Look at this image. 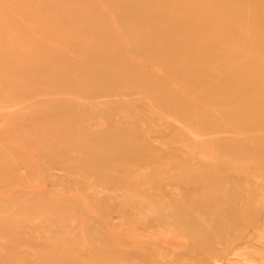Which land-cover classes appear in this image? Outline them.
Segmentation results:
<instances>
[{"label": "rangeland", "instance_id": "374dc122", "mask_svg": "<svg viewBox=\"0 0 264 264\" xmlns=\"http://www.w3.org/2000/svg\"><path fill=\"white\" fill-rule=\"evenodd\" d=\"M0 264H264V0H0Z\"/></svg>", "mask_w": 264, "mask_h": 264}, {"label": "bare ground", "instance_id": "6f19581e", "mask_svg": "<svg viewBox=\"0 0 264 264\" xmlns=\"http://www.w3.org/2000/svg\"><path fill=\"white\" fill-rule=\"evenodd\" d=\"M133 57V56H132ZM140 61H142V60H140ZM154 67V66H153ZM156 69V68H155Z\"/></svg>", "mask_w": 264, "mask_h": 264}]
</instances>
